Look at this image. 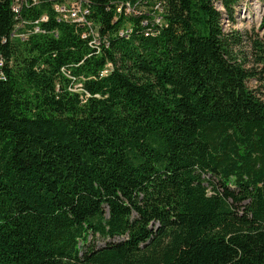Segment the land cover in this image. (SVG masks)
I'll use <instances>...</instances> for the list:
<instances>
[{
    "label": "trees",
    "instance_id": "16d2710c",
    "mask_svg": "<svg viewBox=\"0 0 264 264\" xmlns=\"http://www.w3.org/2000/svg\"><path fill=\"white\" fill-rule=\"evenodd\" d=\"M60 1L0 0V264H264L248 0H87L98 52Z\"/></svg>",
    "mask_w": 264,
    "mask_h": 264
},
{
    "label": "built area",
    "instance_id": "2783aa9c",
    "mask_svg": "<svg viewBox=\"0 0 264 264\" xmlns=\"http://www.w3.org/2000/svg\"><path fill=\"white\" fill-rule=\"evenodd\" d=\"M21 1L22 0H15L14 4L12 5V9L14 10V12L19 11ZM53 7L57 13L56 16L58 21L74 23L75 25L80 26L82 28V37L89 38L88 45L91 48H95L97 52L100 50L102 42H105V36L100 35L97 26L89 18L90 9L87 0H61L60 2L55 3ZM159 7V4L155 6V8ZM117 11L122 12L126 15L135 13L134 6H132L128 2L120 3L117 6ZM37 22L38 21H35V24ZM33 32H40V28L36 25L33 28ZM118 34L124 35V29L120 30ZM106 67L109 68L110 65L107 64ZM105 72H107V69L106 71H103V73Z\"/></svg>",
    "mask_w": 264,
    "mask_h": 264
},
{
    "label": "rangeland",
    "instance_id": "374dc122",
    "mask_svg": "<svg viewBox=\"0 0 264 264\" xmlns=\"http://www.w3.org/2000/svg\"><path fill=\"white\" fill-rule=\"evenodd\" d=\"M264 7L258 0H248L243 2L237 7V12L234 15L235 21L228 22L227 19L223 20V25L226 29H239L241 31L248 30L249 32L254 29L260 34L264 33V24H262V15ZM90 241L96 246H102L107 240L101 237H89Z\"/></svg>",
    "mask_w": 264,
    "mask_h": 264
},
{
    "label": "bare ground",
    "instance_id": "6f19581e",
    "mask_svg": "<svg viewBox=\"0 0 264 264\" xmlns=\"http://www.w3.org/2000/svg\"><path fill=\"white\" fill-rule=\"evenodd\" d=\"M145 23V22H144ZM129 32V29L128 30H124V35H127V33Z\"/></svg>",
    "mask_w": 264,
    "mask_h": 264
}]
</instances>
